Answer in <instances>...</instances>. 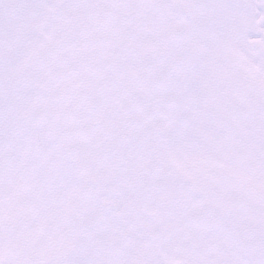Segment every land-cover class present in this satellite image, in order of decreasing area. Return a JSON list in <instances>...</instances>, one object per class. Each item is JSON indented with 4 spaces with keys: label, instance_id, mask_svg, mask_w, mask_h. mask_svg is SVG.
<instances>
[{
    "label": "snow or ice",
    "instance_id": "6c2138e0",
    "mask_svg": "<svg viewBox=\"0 0 264 264\" xmlns=\"http://www.w3.org/2000/svg\"><path fill=\"white\" fill-rule=\"evenodd\" d=\"M0 264H264V0H0Z\"/></svg>",
    "mask_w": 264,
    "mask_h": 264
}]
</instances>
